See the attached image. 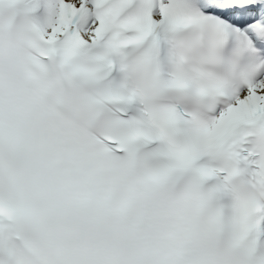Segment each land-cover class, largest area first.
<instances>
[{
	"label": "snow or ice",
	"instance_id": "snow-or-ice-1",
	"mask_svg": "<svg viewBox=\"0 0 264 264\" xmlns=\"http://www.w3.org/2000/svg\"><path fill=\"white\" fill-rule=\"evenodd\" d=\"M0 264H264V0H0Z\"/></svg>",
	"mask_w": 264,
	"mask_h": 264
}]
</instances>
